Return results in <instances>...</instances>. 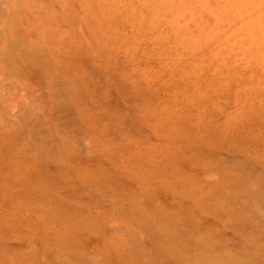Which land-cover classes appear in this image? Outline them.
I'll return each mask as SVG.
<instances>
[{"label": "rangeland", "instance_id": "1", "mask_svg": "<svg viewBox=\"0 0 264 264\" xmlns=\"http://www.w3.org/2000/svg\"><path fill=\"white\" fill-rule=\"evenodd\" d=\"M229 258L264 264V0H0V264Z\"/></svg>", "mask_w": 264, "mask_h": 264}, {"label": "bare ground", "instance_id": "2", "mask_svg": "<svg viewBox=\"0 0 264 264\" xmlns=\"http://www.w3.org/2000/svg\"><path fill=\"white\" fill-rule=\"evenodd\" d=\"M202 239L201 240H199V242H198V244L200 245V247H198V248H200L199 250H200V253H201V251H204V249L202 248V247H204L205 248V246H202ZM203 250H202V249ZM198 250V249H197ZM198 252V251H197ZM205 253V252H204ZM195 254H197V253H195ZM194 255V254H193ZM207 257V256H206ZM230 260L232 259V258H229ZM195 260V259H194ZM227 261V260H226ZM232 261L234 262V259H232L231 261H227L228 262V264H237V263H232ZM191 262H193V261H191ZM187 263H188V261H187ZM190 263V262H189ZM195 263H197V262H195ZM193 264H194V262H193Z\"/></svg>", "mask_w": 264, "mask_h": 264}]
</instances>
